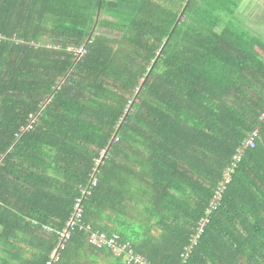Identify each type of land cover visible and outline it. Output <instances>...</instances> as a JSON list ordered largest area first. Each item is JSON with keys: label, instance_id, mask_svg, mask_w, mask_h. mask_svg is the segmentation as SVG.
<instances>
[{"label": "trees", "instance_id": "16d2710c", "mask_svg": "<svg viewBox=\"0 0 264 264\" xmlns=\"http://www.w3.org/2000/svg\"><path fill=\"white\" fill-rule=\"evenodd\" d=\"M244 5L0 0V264L53 260L102 151L92 231L149 264H264V40ZM88 237L56 264H134Z\"/></svg>", "mask_w": 264, "mask_h": 264}, {"label": "built area", "instance_id": "2783aa9c", "mask_svg": "<svg viewBox=\"0 0 264 264\" xmlns=\"http://www.w3.org/2000/svg\"><path fill=\"white\" fill-rule=\"evenodd\" d=\"M85 52V49L79 50L77 53L82 55ZM264 118V117H263ZM258 137V133L254 132L246 141L245 146L250 148L256 147V139ZM105 158V152H101V156L99 159L96 160V168L95 173L97 172L98 166L103 164V160ZM95 173L92 176L91 183L87 190L83 191V196L81 198H78L75 204L74 212L70 219L68 220L66 227L59 233V243L57 247L55 248L54 252L52 253V261L49 262V264H56L58 258L60 257L61 250L66 246L67 242L71 239L72 233L75 230L85 231L89 234L88 242L90 245L97 247V248H108L112 255H114L116 258L118 257H125L128 260V263H134V264H149L145 259L141 257L135 256L133 250L131 249L130 243H122L120 242V236L117 234H112L111 236H108L105 232L100 231H92L90 226H87L85 223L82 222L83 219V201L86 196L91 194V191L97 186V180L95 178ZM225 185L224 183L221 185V187L216 192V197L213 200L211 209L209 210V214L215 210L219 205V200L222 196V193L224 191ZM207 220L203 222L201 227L198 231V236L194 239L199 238V236L203 233V227ZM46 230L52 232V229L46 228ZM193 241V242H194ZM188 255V254H187ZM186 255V256H187Z\"/></svg>", "mask_w": 264, "mask_h": 264}, {"label": "rangeland", "instance_id": "374dc122", "mask_svg": "<svg viewBox=\"0 0 264 264\" xmlns=\"http://www.w3.org/2000/svg\"><path fill=\"white\" fill-rule=\"evenodd\" d=\"M245 2L244 13L248 16V23L257 27V36L264 40V0H245Z\"/></svg>", "mask_w": 264, "mask_h": 264}, {"label": "crops", "instance_id": "0c3cea01", "mask_svg": "<svg viewBox=\"0 0 264 264\" xmlns=\"http://www.w3.org/2000/svg\"><path fill=\"white\" fill-rule=\"evenodd\" d=\"M244 2H245V0H244ZM244 10H245V5L240 8V12L238 13L239 16L241 17V20L245 21V23L247 24V27H249V28H251L253 30L255 29L256 31H258L257 27H254V26H252L251 24L248 23V16L244 13Z\"/></svg>", "mask_w": 264, "mask_h": 264}, {"label": "water", "instance_id": "95a60500", "mask_svg": "<svg viewBox=\"0 0 264 264\" xmlns=\"http://www.w3.org/2000/svg\"><path fill=\"white\" fill-rule=\"evenodd\" d=\"M182 17H183V14L181 15V17H180L179 21L182 19ZM89 41H90V40H89Z\"/></svg>", "mask_w": 264, "mask_h": 264}, {"label": "clouds", "instance_id": "9594fccd", "mask_svg": "<svg viewBox=\"0 0 264 264\" xmlns=\"http://www.w3.org/2000/svg\"><path fill=\"white\" fill-rule=\"evenodd\" d=\"M222 197V196H221ZM221 199V198H220ZM220 201V200H219ZM198 240V239H197Z\"/></svg>", "mask_w": 264, "mask_h": 264}]
</instances>
